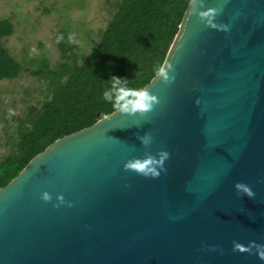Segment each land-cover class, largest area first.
Instances as JSON below:
<instances>
[{
    "label": "water",
    "instance_id": "1",
    "mask_svg": "<svg viewBox=\"0 0 264 264\" xmlns=\"http://www.w3.org/2000/svg\"><path fill=\"white\" fill-rule=\"evenodd\" d=\"M0 264H264V0H189L146 84L1 186Z\"/></svg>",
    "mask_w": 264,
    "mask_h": 264
},
{
    "label": "trees",
    "instance_id": "2",
    "mask_svg": "<svg viewBox=\"0 0 264 264\" xmlns=\"http://www.w3.org/2000/svg\"><path fill=\"white\" fill-rule=\"evenodd\" d=\"M105 1L112 11L88 54L80 55L69 32L58 30V59L26 70L43 98L4 119L9 149L0 156V187L56 138L91 125L146 84L160 69L189 0ZM13 31V23L0 18V80L24 69L4 45ZM105 91L112 101L103 98Z\"/></svg>",
    "mask_w": 264,
    "mask_h": 264
},
{
    "label": "rangeland",
    "instance_id": "3",
    "mask_svg": "<svg viewBox=\"0 0 264 264\" xmlns=\"http://www.w3.org/2000/svg\"><path fill=\"white\" fill-rule=\"evenodd\" d=\"M111 11L105 0H0V18L14 26L4 45L24 68L18 77L0 80V156L9 149L4 119L20 113L26 103L43 98L42 86L26 70L37 67L42 59L51 64L58 59V30L69 32L80 55L88 54L96 30Z\"/></svg>",
    "mask_w": 264,
    "mask_h": 264
},
{
    "label": "clouds",
    "instance_id": "4",
    "mask_svg": "<svg viewBox=\"0 0 264 264\" xmlns=\"http://www.w3.org/2000/svg\"><path fill=\"white\" fill-rule=\"evenodd\" d=\"M117 94H119V93H117ZM103 98L106 101H112L113 100V95L110 92L105 91L103 93ZM151 100H152V97H150L148 94H146V93L141 94L139 97H137V104H138L139 109L140 110H147L148 108H150L151 107V103H150ZM117 106H119V105H117ZM138 170L144 171V168H138ZM153 175H158V173L153 172ZM245 190L247 191V194L249 196L253 195V193L250 190H247V189H245ZM42 198L45 201H47L49 199V196H48L47 193H44L42 195Z\"/></svg>",
    "mask_w": 264,
    "mask_h": 264
}]
</instances>
